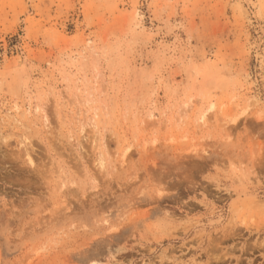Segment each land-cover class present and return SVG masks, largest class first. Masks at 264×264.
<instances>
[{
	"label": "rangeland",
	"instance_id": "rangeland-1",
	"mask_svg": "<svg viewBox=\"0 0 264 264\" xmlns=\"http://www.w3.org/2000/svg\"><path fill=\"white\" fill-rule=\"evenodd\" d=\"M0 264H264V0H0Z\"/></svg>",
	"mask_w": 264,
	"mask_h": 264
}]
</instances>
